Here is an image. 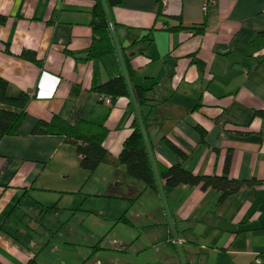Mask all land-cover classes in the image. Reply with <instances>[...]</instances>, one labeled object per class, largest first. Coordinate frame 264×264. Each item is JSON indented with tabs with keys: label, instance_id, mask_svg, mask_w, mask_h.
<instances>
[{
	"label": "crops",
	"instance_id": "obj_1",
	"mask_svg": "<svg viewBox=\"0 0 264 264\" xmlns=\"http://www.w3.org/2000/svg\"><path fill=\"white\" fill-rule=\"evenodd\" d=\"M163 2L161 15L159 0L110 7L133 85L146 90L140 108L157 163L214 176L224 174L230 155L231 178L256 180L224 201L213 188L165 187L187 262L264 264V116L257 114L264 110V0ZM96 7L97 0H0V77L9 96H31L18 134L0 139V264H82L66 253L75 243L66 236L69 212L48 208L47 193L77 172L76 148L63 135L34 134L39 121L58 115L104 125L113 159L133 132L130 98L115 96L109 106L98 91L121 67L116 53L88 56ZM149 31L150 43H134ZM97 172L110 180L109 193L138 196L126 217L142 232L135 242L114 241L115 249L139 242L134 264H181L159 193H141L124 165L103 163Z\"/></svg>",
	"mask_w": 264,
	"mask_h": 264
},
{
	"label": "trees",
	"instance_id": "obj_2",
	"mask_svg": "<svg viewBox=\"0 0 264 264\" xmlns=\"http://www.w3.org/2000/svg\"><path fill=\"white\" fill-rule=\"evenodd\" d=\"M107 1L109 6L112 7L121 4L123 0ZM159 2L160 7L158 14L161 15L163 13L164 5L163 0H159ZM2 21H4V18L0 16V22ZM152 40V31H149L144 36L135 40L134 43H150ZM109 54H115V47L107 26L101 2L100 0H97V7L94 15V38L88 56L91 59H102ZM124 56L131 76L132 68L130 58L125 52ZM22 57L38 62L35 54L30 51H25L22 54ZM7 88V80L0 77V104L17 108V110L0 108V139L18 134L27 115V106L31 100V96L26 92H22L17 97H11L7 93ZM98 91H100L101 94L111 95L112 97L120 95L129 97L122 74L101 84L98 87ZM135 92L141 107L147 100L145 96L146 90L136 87ZM130 107L133 110L131 102ZM257 114L264 116V110L258 111ZM144 121L146 124L145 118ZM33 133L63 135L66 141L75 146L79 165L83 169L94 173L103 163H111L113 165L121 164L125 166L126 173L129 177L136 179L143 184L141 193L146 189L158 193L154 174L136 119H134L133 132L125 141L123 149L117 159L112 158L104 145V141L108 135V129L101 124L84 119H79L74 124H71L58 115H55L50 121H39L33 129ZM201 136L204 141L205 131L201 130ZM164 142L171 150L177 153L180 158H185V153L171 141L164 138ZM229 167L230 155L226 158L225 172L223 175H198L192 170L185 168L180 163L170 166H161L158 164L160 175L165 187L174 188L186 184L200 186L203 190L213 188L221 192L220 201H224L225 198L238 192L242 187L256 182V180L251 179L240 180L231 178L229 176ZM137 198L138 196L129 199L134 202ZM122 219L130 223L126 215H124ZM28 264H37V262L35 259H32Z\"/></svg>",
	"mask_w": 264,
	"mask_h": 264
},
{
	"label": "rangeland",
	"instance_id": "obj_3",
	"mask_svg": "<svg viewBox=\"0 0 264 264\" xmlns=\"http://www.w3.org/2000/svg\"><path fill=\"white\" fill-rule=\"evenodd\" d=\"M76 169L70 178H61L47 191L51 202L48 208L69 212L66 236L75 243L68 244L66 253L74 252L82 264L88 261L89 264L139 262L142 259L137 250L139 242L135 247L121 250L115 249L118 245L114 244L119 240L135 242L142 232L122 219L135 200L132 202L123 195L106 191L110 180L103 172L91 173L79 164ZM125 189V186L120 187L121 191Z\"/></svg>",
	"mask_w": 264,
	"mask_h": 264
},
{
	"label": "water",
	"instance_id": "obj_4",
	"mask_svg": "<svg viewBox=\"0 0 264 264\" xmlns=\"http://www.w3.org/2000/svg\"><path fill=\"white\" fill-rule=\"evenodd\" d=\"M102 8H103V12L105 15V19L107 22V26L109 28L110 31V35L115 47V53L118 57V61L121 67V74L124 78L126 87H127V91H128V95L130 98V102L132 104V108L135 114V119L138 123L139 126V130L141 132L142 138H143V142L148 154V158L150 161V165L154 174V178L156 181V185H157V189H158V193L166 214V218H167V222L173 237V241L175 243L176 249H177V254L180 260L181 264H188L186 256H185V252L182 246V243L180 241V237L177 231V227L173 218V214L169 205V201L167 198V194H166V190H165V186L164 183L162 181L161 175H160V171L158 168V164L157 161L155 159V155H154V151H153V147L151 145V141L148 135V131H147V127L143 118V114L137 99V95L135 92V88L133 85V82L131 80V76L127 67V63L125 60V56L123 53V49L121 47V43L118 37V33L115 27V23L113 21L112 15H111V10H110V6L108 4L107 0H100Z\"/></svg>",
	"mask_w": 264,
	"mask_h": 264
},
{
	"label": "built area",
	"instance_id": "obj_5",
	"mask_svg": "<svg viewBox=\"0 0 264 264\" xmlns=\"http://www.w3.org/2000/svg\"><path fill=\"white\" fill-rule=\"evenodd\" d=\"M165 3V2H163ZM206 7V4H205ZM112 96L111 95H107V94H101V100L103 103H105L106 105H111L112 104Z\"/></svg>",
	"mask_w": 264,
	"mask_h": 264
}]
</instances>
